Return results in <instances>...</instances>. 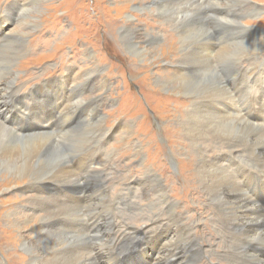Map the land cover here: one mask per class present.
<instances>
[{
  "label": "rangeland",
  "instance_id": "374dc122",
  "mask_svg": "<svg viewBox=\"0 0 264 264\" xmlns=\"http://www.w3.org/2000/svg\"><path fill=\"white\" fill-rule=\"evenodd\" d=\"M128 1L130 4L126 5L121 0H0V19L9 21H0V32L8 34L19 30L26 34L22 41L23 49L17 55L14 65H11L13 67L7 66L9 53L0 54V103L3 105L0 109L4 105L6 107L3 109L4 113H0V121L4 122L7 117L13 121L14 125L11 126L16 133H25L16 130V124L30 129L37 122L35 117L38 116V110L32 107H40L46 96L49 98L45 101L49 102L47 105H53V109H46L53 114L52 129L48 133L57 141L66 157V163L74 170V176L56 180L54 178L57 175L48 171L52 177L48 173L43 174L47 178L45 184L53 182L61 188L72 186L86 190V194H80L81 203L85 202L79 206L80 212L66 217L63 212L56 218L61 223L49 228L51 231L67 230L73 243L67 247L68 253L78 252L85 255L86 264H97L94 260L98 258L101 246H105L107 250L103 251L101 262L113 264L108 258L109 251L114 250L118 255L130 242L132 244L133 241L141 240L139 251L147 248L148 253L146 257H140L137 263L145 260V264H149L157 250L155 247L151 248V239L147 236L143 238L142 234L159 221L167 224L168 220L165 213L168 210L156 204L159 191L156 192L155 182L146 178L148 171L152 170L160 177L172 202L177 203L175 212L189 226L187 234L190 240L181 247L190 246V253L186 252V255L181 252L184 249H179L178 252L169 244L161 255H166L170 263L173 262V253L177 252L179 260L192 264H230L225 252L232 239L233 226L231 222L225 221L224 216L221 217L218 207L210 201L201 187L203 177L195 166L199 148L193 146L190 141L193 137L185 131V125L182 124L183 114L192 105L191 99L184 96L194 94L176 91L174 87L171 88L172 83L168 89H164L156 83L155 78L160 73L170 76L173 71H205L209 68L208 63H211L221 75V84H235L227 93L236 96L237 101L232 102L227 98V109L231 111L236 105L244 106L246 99H249L246 105L248 118L250 111L251 114L257 111L258 115L264 117V112L259 111L262 110V105L258 104H264V0H203L202 3L196 0H174L176 14L188 16L187 20L191 22L193 17L194 20H206L210 33L218 37L211 38L208 42L220 44L212 59L207 61V65L203 61L195 67L191 64V52L195 48L200 50V43L193 42L196 38H183V22L164 19L156 14L153 7H145L152 6L150 0ZM11 15L14 16V21ZM127 15L133 18V22L127 20ZM126 23L138 27L139 33L151 31L163 40L157 47L149 46L150 52L144 61L137 59L132 52L128 53L120 43L119 27ZM8 47L10 46L6 42L0 44L2 50L11 52V47ZM184 48L192 49L188 55V67H191L188 69L184 68L182 60ZM11 70L15 71L13 75H10ZM12 80L15 87L11 91L17 99L12 102L9 99L3 103L4 97L10 92L6 89V82ZM258 82L261 84L258 85ZM45 85L52 88L62 86L63 94L58 96L52 91L47 93L38 89ZM30 93L33 95L29 100H33L28 102L26 99L27 109H22L20 103L16 102L23 101L20 96ZM99 94L103 97L100 98ZM72 98H77L79 103H85L86 100L90 102L86 101L74 108L71 105L72 109L66 111L64 107H69L67 102ZM82 113L83 116L78 117ZM13 115L17 117L12 119ZM83 121H86L85 124ZM255 121L262 122L258 118ZM65 123H72L76 128L67 127L66 132H58L60 127L66 126ZM226 123L218 124L226 126ZM124 125L129 128L124 130ZM204 132L206 135L200 139L206 147L203 150L205 149L207 161H214L213 163L223 167L225 173L243 171L245 177L242 179L236 174L235 176L236 183L241 190L244 188L242 192L245 193L252 176L250 170L253 167H263L253 144L243 146L234 137L217 136L211 130ZM27 134L33 132L30 130ZM20 142L18 139L17 143ZM75 160L83 165L79 166ZM86 162L93 167H86ZM237 166L250 170H236ZM33 182V178L16 180L6 173L0 174V264H29L21 245L26 237L35 241L38 251L41 249L39 242L35 240L37 236L33 233L35 225L38 227V218H32L22 226L18 222L19 216L13 215L14 212L20 214L21 210L22 214L31 211L42 217L47 216L46 211L41 212L31 202L36 195ZM58 194L62 200H68L63 189ZM90 203L95 204L98 209L94 210ZM43 205L54 207L48 201L40 206ZM109 205H113V208L107 210ZM262 206L264 208V200ZM73 224H77L79 228L69 230ZM158 233L159 238L164 237L163 231ZM180 235L185 236V231H181ZM155 239L157 238L154 236V241ZM116 264H120L118 258ZM124 264L135 263L129 260Z\"/></svg>",
  "mask_w": 264,
  "mask_h": 264
},
{
  "label": "bare ground",
  "instance_id": "6f19581e",
  "mask_svg": "<svg viewBox=\"0 0 264 264\" xmlns=\"http://www.w3.org/2000/svg\"><path fill=\"white\" fill-rule=\"evenodd\" d=\"M196 1H199L200 3H202L203 0H196ZM129 2L130 1L128 0H124V1L121 0V3H124L126 5L130 4ZM152 5L153 6L145 5V7H153L156 10V14L161 15L164 19L166 18L168 20H174L175 22H179V23L183 22L184 23V27L182 29L183 38L184 39H195L196 38L193 42L200 43L199 44L200 50H197L195 48L196 51H194L195 50L194 49L191 52L192 47L189 49H186V48L183 49L185 53L182 59L184 60L183 62L184 68L188 69L190 67V66L188 67V61L190 59L188 55L190 52L193 53V58H191L192 67L201 65L203 61H204L203 64L207 65V61L212 59L213 54H215L216 52L215 51L216 47H219L220 44L213 45V44L208 43L209 39L211 38L217 39L218 37H215L212 33H210L209 28L206 27V20L196 19L197 20L196 21L194 20V17H193V21L191 22L187 20L188 16L176 14L175 11L177 9L174 10L173 8V7H176L174 5V0H153ZM254 8H257V7L254 6ZM245 9H248V8H245ZM13 17L14 16L11 15V19L14 21ZM125 17H127V20L129 22H133V18L131 16L127 15ZM0 21L5 22V23L9 22L7 21V19H2V20L0 19ZM172 24L174 25V23ZM118 33H119V40L121 41L120 43H122V47L128 53L131 54L132 52V54L137 59H140L141 61H144V58H146L147 54L150 52L149 46L154 45V47H157L163 41L162 38L158 37L157 35L152 34L151 31L146 30L143 33H139L138 27L134 25H129L128 23L120 26ZM0 37H1L0 44L2 42H6L8 46H10L12 49V51L10 52V50L6 51V49L2 50L0 48V54L6 55V53L7 54L9 53L10 59L7 61V66L10 67L11 65H14L18 57L17 55L20 53V50L23 49L24 43L22 41L25 40L26 34L20 33L19 30H16L15 32L8 33V34H6L5 32H0ZM183 41H186V40H183ZM143 43L145 45H143ZM10 47H8V49H10ZM243 57L245 58V56ZM208 65H209V68L201 72H196L193 70H183V72L173 71L174 73L173 74L171 73L172 75L170 76L160 73V74H157V77L155 78V80H156V83L164 89H168L170 87L169 84L172 83L173 86L171 88L174 87L173 88L174 90L179 91L181 93L194 94V95L184 96V97L191 99L192 105L190 106L189 109H187L185 114H183L184 116L182 117V124L185 125V129H186L185 131H187L193 137L190 140L193 146L196 148H199V154L197 158L198 160H197V163H195L196 164L195 166L197 167L200 173V176L203 177L204 183L202 182L203 186L201 187L203 188L204 192L207 193L208 197L211 199L210 201L218 207V211L221 217L224 216L225 221L231 222V225L233 226L232 239L230 240L227 246V250L225 252L227 262H229L230 264H264V214H260V213H264V208H262L263 207L262 201L264 200V176H261L264 173V125L262 123L264 122V117H261L260 115H258L257 111L255 112V114H251V111H250L249 113L250 118H248V115L246 114L248 107H246V105L249 102V99H246V101L244 102V106L236 105L233 107L231 111L228 110L227 109L228 105H226V99L228 98L232 102L237 101L235 99L236 96L233 97V96H230V94L228 95L227 93L228 90L231 87H233L235 84L225 83V82H222L221 84V78H220L221 75L219 76V74L217 73L218 71L216 72L214 70L211 63H208ZM14 72L13 70H11L10 75H13ZM260 84L261 82H258V85ZM14 87H15V82L13 80L6 82V89H9L10 92L6 97H4L5 101L3 103L8 102L9 99H10L9 102H12L13 99H17V97L14 98L15 95L12 94V91H14L13 90ZM41 87L42 86L38 87V89H43L44 92H47V93H50L52 91V93H55L58 96H61L63 94V91H61L62 86L60 87L55 86L54 88H52V87H49V85H45L42 88ZM32 95L33 94L30 93L25 96H20L22 97L21 99L23 101L18 100L16 104L20 103V107L22 109H27V106L25 105V100L27 99L28 102L32 101L33 99L29 100V98ZM176 95H179V94L177 93ZM48 99L49 98L46 96L42 100L40 107L38 108L32 107L34 110H38V116L35 117L36 119L35 121L37 122H35L30 127V129L28 127L24 129L23 125L16 124L14 122L18 127L16 128V130H19L20 132H25V133H21V134L16 133L15 129L11 126V125H14L13 121L7 117L5 118L4 122L0 121V131H1L0 133V174L6 173L10 177L15 178L16 180L22 179V178H26V179L33 178L34 182L32 186L34 187V191L36 192V195L32 197L31 202L32 204H35L37 207H39V210L41 209V212L46 211L45 213L47 215L46 217H42V215L31 213V211L30 212L25 211L26 215L24 213L22 214L21 210H20V214L18 212L13 213V215L15 214L19 216L18 222L22 226L25 223H29L32 220V218H38L39 220V222L37 223L38 227L37 225H35V227L37 228L34 227L33 229L34 230L33 233L37 236V239H35L34 237L33 238L39 242L41 249L38 251L39 248L35 246V241H33L31 238H28V237L24 238L21 244L24 250V254L29 259V264H86L84 262V260L86 259L85 255L79 254L78 252H71L70 254L67 252L69 250L66 251L67 247L70 245V243H72V239L66 233L67 230L65 231L64 230L58 231L55 229L54 231L49 230V228L52 229L54 228L55 225H58L61 223L60 220H56L57 216H59L60 214L66 213V215L64 216L66 217L68 215L75 214L77 211L81 210L79 206H82V204L85 202L81 203L80 194H86V190L80 187L75 188L72 186H66L64 188H61L58 186V184L53 183V182L47 185L45 184L47 181V178L43 174L48 173V171H50L52 174L57 175L54 178L56 180H60L62 177H66V176H68L69 178L74 176V170L72 169V167L70 168L69 165L66 163V157L61 151V149L59 148V146L57 145V141L51 134L48 133L49 130L52 129V119H53L52 112L47 111L49 108L53 109V105H50V104L47 105L49 102H45ZM261 100L263 101V97L261 98ZM67 104L69 105V107L71 105H74L72 108L79 107L78 105H80L77 98L70 99L67 102ZM258 104L260 106L262 105L260 107L262 108V110H259V111L264 112V104L263 103H258ZM1 106L3 105L0 103V107ZM69 107L66 109V106H65L64 109L66 111L67 110L70 111L72 108H69ZM4 108H6L5 105L2 109H0L1 115L2 113H4V110H3ZM65 113L68 114V112H65ZM253 115H255V117ZM82 116H83V113L78 115V117L80 118ZM244 116H246L247 119ZM16 117L17 115H13L12 119ZM87 117L89 116L87 115ZM256 118L261 119L262 122L255 121ZM85 122L86 121H83L84 124ZM220 122H227L226 126L219 125L218 123ZM65 125L66 126L63 125V127H60L58 132L63 133L68 130L67 127H75V126H72V123H69V124L65 123ZM124 126H125L124 130L125 128L126 129L129 128L127 125H124ZM79 127H82V125H79ZM30 130L33 132V134H27L29 133ZM209 130L214 132V134L217 136H223V137H228V138L234 137V140L238 141L239 145L247 146L248 144L249 145L253 144V146L255 147V152L259 154L261 161L263 163V167L261 169L253 167L251 170L249 168L244 169L240 166L235 167L236 170L240 168L247 170V171L250 170V173L252 174L250 178L251 180L248 182L246 186L247 191H245V193L242 192L244 188L241 190L239 185L236 183L237 177L235 176L236 174L239 179H242L244 176L243 171H237V173H234L233 171H231L230 174L225 173L223 172L224 171L223 167H221L218 164L213 163L214 161L212 162L207 161L206 154L204 153L205 149L203 150V148H206V147H205V144L202 143L200 138H202L203 135L205 134L204 131H209ZM84 135L85 134L83 133V136ZM18 139L21 140L20 144L17 143ZM220 142L225 143L224 141H220ZM256 144H257V148H256ZM258 150H261L262 152ZM75 162L76 164L79 163V166L83 165L78 160H75ZM86 167H89L91 169L93 166L92 164L90 165L89 162H86ZM85 171L89 172L88 170H85ZM51 173L50 174L48 173L49 177L51 176ZM235 177H236V180H235ZM146 178L152 179L155 182V185L157 188L156 192L159 191V195L157 194L156 204L159 206H164L168 210L165 212L168 215L167 224L163 223L162 221H159V223H156L152 227H149L142 234L143 238L147 236V238L151 239V241L153 242L151 248L155 247L157 250L156 254L154 255L152 261L149 264H192V263H188V261L184 262L183 260L182 261L179 260L176 257L178 256L177 252L173 253L172 255L173 262L171 263L169 262L170 259L166 257V255H161L162 251H164V249H166V247L169 244H171L173 248L176 249V251L178 252H180L179 249H184L185 251H181V252H183L186 255H188L187 253H190V246L181 247V246H184L190 240L187 234V230L189 226L187 227V224L182 222L181 215L175 212L174 208L176 207L177 203L172 202V200L170 199V196L168 195V193H166L165 186L162 184L160 177L158 175L156 176V174L152 172L151 170V171H148V173L146 174ZM198 188L200 189V187ZM62 189L65 191V196L67 194L68 200L66 201L62 200L60 198V194H58V191ZM40 194H46V196H43ZM168 199H170L169 202H168ZM44 201H48L49 204L54 207L49 208L48 205L46 207H44V205L40 206L42 203H44ZM90 206H93L94 210L98 209V207L95 204H91ZM112 208H113V205L112 206L109 205L107 207V210H110ZM103 213L104 212L102 211V214ZM77 227H78L77 224H73L69 227V230H76ZM135 231H138V230H135ZM160 231L164 232L163 238H159L160 235L158 232ZM181 231L183 232L185 231L186 235L185 236L180 235ZM154 236L157 238L155 239V241H154ZM113 241L115 242V239ZM140 244H141V240L133 241L132 244L130 242L129 246H127V248L123 250L121 253H119L118 255L115 253L114 250L109 251L108 258L113 261V264H116L117 258L119 259L120 264L127 263L129 260L133 261L135 264H145V260L139 261L137 263L140 257H146L148 253L147 248L143 249V251H139ZM118 248H120V246ZM106 250L107 248L105 246L103 247L101 246L100 254L98 258L94 260V262H96L97 264L99 263L104 264V262H101V260L103 257V251H106ZM106 256L107 254L105 255V257Z\"/></svg>",
  "mask_w": 264,
  "mask_h": 264
},
{
  "label": "flooded vegetation",
  "instance_id": "af4514ba",
  "mask_svg": "<svg viewBox=\"0 0 264 264\" xmlns=\"http://www.w3.org/2000/svg\"><path fill=\"white\" fill-rule=\"evenodd\" d=\"M149 2H151V3H153V0H150ZM153 6V5H152ZM155 6V5H154ZM99 95H101V94H99ZM100 98L101 97H103L102 95L101 96H99ZM100 98H97L98 100L100 99Z\"/></svg>",
  "mask_w": 264,
  "mask_h": 264
},
{
  "label": "water",
  "instance_id": "95a60500",
  "mask_svg": "<svg viewBox=\"0 0 264 264\" xmlns=\"http://www.w3.org/2000/svg\"><path fill=\"white\" fill-rule=\"evenodd\" d=\"M85 103H86V101H85ZM85 103H84V101H82V102L80 103V105H81V104H85ZM80 105H78V106H80ZM69 108H70V107H69Z\"/></svg>",
  "mask_w": 264,
  "mask_h": 264
}]
</instances>
